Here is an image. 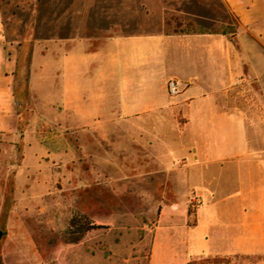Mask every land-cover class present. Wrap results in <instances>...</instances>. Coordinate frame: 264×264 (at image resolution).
I'll return each mask as SVG.
<instances>
[{
  "label": "rangeland",
  "instance_id": "rangeland-1",
  "mask_svg": "<svg viewBox=\"0 0 264 264\" xmlns=\"http://www.w3.org/2000/svg\"><path fill=\"white\" fill-rule=\"evenodd\" d=\"M0 16L17 54L19 110L15 132H0V264H264V252L200 251L189 225L198 221L199 195L178 174L183 151L169 131H161L170 148L157 145L160 160L119 132L98 139L57 112V58L74 39L95 46L109 35L172 33L187 23L230 36L236 21L221 0H0ZM37 142L43 159L23 172L24 148ZM194 182L206 196L211 188ZM234 188L216 190L230 197ZM76 213L101 227L73 243L65 232ZM226 229L212 228L213 245L226 242Z\"/></svg>",
  "mask_w": 264,
  "mask_h": 264
},
{
  "label": "crops",
  "instance_id": "crops-1",
  "mask_svg": "<svg viewBox=\"0 0 264 264\" xmlns=\"http://www.w3.org/2000/svg\"><path fill=\"white\" fill-rule=\"evenodd\" d=\"M221 1L236 21L230 36L157 30L109 35L95 46L89 38L74 39L57 58L63 96L57 112L98 139L119 132L159 155L161 131H169L183 151L178 174L199 195L194 230L200 251L257 254L264 252V0ZM16 70L17 54L5 40L0 16L5 134L15 132L19 119ZM169 80L177 83L175 95L167 91ZM40 154L43 143L26 145L22 171L40 163ZM222 174L230 175L225 182H219ZM195 179L211 188L206 196ZM229 183L232 196L219 197L216 189ZM223 225L228 238L213 245L212 228Z\"/></svg>",
  "mask_w": 264,
  "mask_h": 264
},
{
  "label": "trees",
  "instance_id": "trees-1",
  "mask_svg": "<svg viewBox=\"0 0 264 264\" xmlns=\"http://www.w3.org/2000/svg\"><path fill=\"white\" fill-rule=\"evenodd\" d=\"M168 24V23H167ZM177 25H180V23H176ZM192 23H187L185 30L180 31H174L172 33H181V34H192V33H204V32H213L208 30H195L193 29ZM223 33V32H222ZM234 32H232V35ZM190 214V210H189ZM190 226L195 225V221L193 223L189 224ZM101 227V225L95 224L87 219L85 215L76 213L70 216L68 227L66 229V235L69 238V242H78L86 232L97 229Z\"/></svg>",
  "mask_w": 264,
  "mask_h": 264
},
{
  "label": "built area",
  "instance_id": "built-area-1",
  "mask_svg": "<svg viewBox=\"0 0 264 264\" xmlns=\"http://www.w3.org/2000/svg\"><path fill=\"white\" fill-rule=\"evenodd\" d=\"M166 88L170 95L178 93L177 83L174 80L167 81Z\"/></svg>",
  "mask_w": 264,
  "mask_h": 264
}]
</instances>
